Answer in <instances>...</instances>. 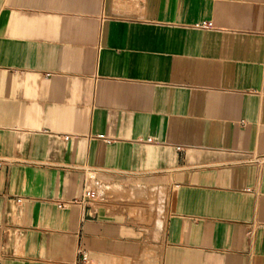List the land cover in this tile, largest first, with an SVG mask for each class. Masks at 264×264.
<instances>
[{"label": "crops", "instance_id": "obj_1", "mask_svg": "<svg viewBox=\"0 0 264 264\" xmlns=\"http://www.w3.org/2000/svg\"><path fill=\"white\" fill-rule=\"evenodd\" d=\"M80 248L264 264V0H0V264Z\"/></svg>", "mask_w": 264, "mask_h": 264}, {"label": "built area", "instance_id": "obj_2", "mask_svg": "<svg viewBox=\"0 0 264 264\" xmlns=\"http://www.w3.org/2000/svg\"><path fill=\"white\" fill-rule=\"evenodd\" d=\"M198 26L202 27V28H207L210 26V23L207 22H202L200 23ZM65 138H68V136H65ZM151 140V139H149ZM90 178H94V174H90ZM97 198V193L96 191L92 190V189H87L85 191V195H84V200L85 201H91ZM75 264H93L91 257L89 255V252L84 249V248H80L79 252H78V260Z\"/></svg>", "mask_w": 264, "mask_h": 264}, {"label": "bare ground", "instance_id": "obj_3", "mask_svg": "<svg viewBox=\"0 0 264 264\" xmlns=\"http://www.w3.org/2000/svg\"><path fill=\"white\" fill-rule=\"evenodd\" d=\"M158 208H159V207H158ZM157 224H158V228H160L161 225H162V220H161V218H158V220H157Z\"/></svg>", "mask_w": 264, "mask_h": 264}]
</instances>
